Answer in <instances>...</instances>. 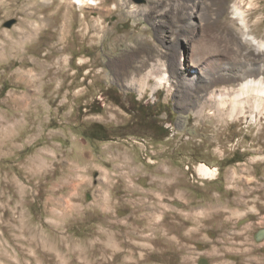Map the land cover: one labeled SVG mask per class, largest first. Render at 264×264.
I'll list each match as a JSON object with an SVG mask.
<instances>
[{
  "label": "rangeland",
  "instance_id": "374dc122",
  "mask_svg": "<svg viewBox=\"0 0 264 264\" xmlns=\"http://www.w3.org/2000/svg\"><path fill=\"white\" fill-rule=\"evenodd\" d=\"M86 1L0 0V264H264V123L200 117L183 81L141 92L117 71L139 33L154 55L173 27L188 45L191 0L161 29L131 9L164 0ZM231 4L216 16L233 34Z\"/></svg>",
  "mask_w": 264,
  "mask_h": 264
},
{
  "label": "bare ground",
  "instance_id": "6f19581e",
  "mask_svg": "<svg viewBox=\"0 0 264 264\" xmlns=\"http://www.w3.org/2000/svg\"><path fill=\"white\" fill-rule=\"evenodd\" d=\"M229 1L209 0L205 10L202 11L199 0H191L189 9L182 15L189 24L180 25L179 28L180 33L181 31L190 33L186 36L188 45H184L188 46V50L193 48V59L189 64L182 65L183 63L177 60L180 50L183 51L180 60H186L187 56L184 51H187V48L182 46L180 35L175 32L177 27H173L169 34H160L162 42L167 44L162 52L156 55L146 45L143 38H139L142 33L130 37L129 40L134 44H130V47L125 49L126 52L120 56L118 73L127 80L130 87H137L141 92H144L147 87L150 88L153 85L152 81H155L154 89L166 87L170 91L175 84H180L183 81V91L180 92H182L183 98L188 99L189 102L196 98L194 99L196 112L200 117L209 113L206 110L211 108L209 114L223 119L227 124L230 119L242 117L247 120L250 118L253 123L263 124L264 39L256 37L249 31L250 21L248 19L251 7L252 10L254 8L255 11H258L261 10L262 5H259L261 4L260 0H250L251 2L247 6L245 0H232L230 7L232 21L238 23L237 30L232 34L230 26L222 24L219 15L216 16L220 12L219 5L220 7L221 4L226 6ZM78 2L85 4L87 1L78 0ZM177 9L179 10L177 0H164L156 4L150 3L143 9L132 8L131 11L147 13L150 19L156 22V26L161 29L162 18L170 16L173 22L176 21L180 15L176 12ZM199 19L202 20L200 24ZM177 25L178 23H175V26ZM215 25L220 27V32L207 31L208 28ZM100 28L104 33L108 31L103 22H101ZM200 28L205 29L201 38L198 37ZM223 41L226 46L220 45ZM225 50L228 51L222 52ZM229 52L232 54L230 55ZM208 53L217 57L207 60ZM224 57H231L229 59H233L235 63L233 64L232 61L224 63ZM206 61H210V64L207 65ZM204 62L205 66L202 67L201 64ZM174 67H176L174 74L179 75V81L172 79L170 74L171 68ZM182 68L183 70H181ZM196 68H200L201 71H197ZM201 168L206 174L215 172V169L205 165H202Z\"/></svg>",
  "mask_w": 264,
  "mask_h": 264
},
{
  "label": "flooded vegetation",
  "instance_id": "af4514ba",
  "mask_svg": "<svg viewBox=\"0 0 264 264\" xmlns=\"http://www.w3.org/2000/svg\"><path fill=\"white\" fill-rule=\"evenodd\" d=\"M262 238H264V232H263Z\"/></svg>",
  "mask_w": 264,
  "mask_h": 264
}]
</instances>
